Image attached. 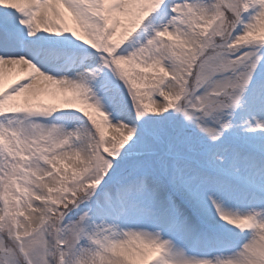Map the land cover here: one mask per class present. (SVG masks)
I'll list each match as a JSON object with an SVG mask.
<instances>
[{
	"label": "snow or ice",
	"instance_id": "1",
	"mask_svg": "<svg viewBox=\"0 0 264 264\" xmlns=\"http://www.w3.org/2000/svg\"><path fill=\"white\" fill-rule=\"evenodd\" d=\"M0 264H264V0H0Z\"/></svg>",
	"mask_w": 264,
	"mask_h": 264
}]
</instances>
